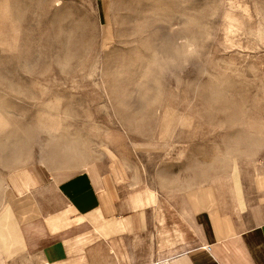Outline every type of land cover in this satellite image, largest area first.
Wrapping results in <instances>:
<instances>
[{"label": "rangeland", "instance_id": "obj_1", "mask_svg": "<svg viewBox=\"0 0 264 264\" xmlns=\"http://www.w3.org/2000/svg\"><path fill=\"white\" fill-rule=\"evenodd\" d=\"M105 8L101 21L92 0L0 2V200L16 167L106 161L177 199L184 183L191 197L211 190L237 228L264 221V0ZM62 143L76 151L66 163ZM220 158L236 164L243 210L229 170L210 168Z\"/></svg>", "mask_w": 264, "mask_h": 264}, {"label": "crops", "instance_id": "obj_2", "mask_svg": "<svg viewBox=\"0 0 264 264\" xmlns=\"http://www.w3.org/2000/svg\"><path fill=\"white\" fill-rule=\"evenodd\" d=\"M92 1L99 19L109 18L103 6L114 0ZM216 162L229 170L243 210L234 160L220 158L211 170ZM3 183L0 264H264V221L237 228L215 210L211 190L191 197L184 183L177 199L175 191L131 186L106 161L72 173L30 162Z\"/></svg>", "mask_w": 264, "mask_h": 264}, {"label": "bare ground", "instance_id": "obj_3", "mask_svg": "<svg viewBox=\"0 0 264 264\" xmlns=\"http://www.w3.org/2000/svg\"><path fill=\"white\" fill-rule=\"evenodd\" d=\"M81 1V0H80ZM4 4V3H3ZM87 5V4H86ZM3 6H5V5H3ZM88 6V5H87ZM104 8H105V5L103 6ZM103 8V9H104ZM5 10H7L6 8H5ZM5 10H4V12H5ZM105 10V9H104ZM103 10V11H104ZM8 11V10H7ZM90 11V10H89ZM91 12V11H90ZM1 13V12H0ZM3 13V12H2ZM8 15V14H7ZM6 15V16H7ZM106 15V14H105ZM2 16V15H1ZM15 25V24H14ZM234 27V26H233ZM231 28V27H230ZM229 28V29H230ZM235 28V27H234ZM106 138H108V139H110L109 141H114L113 140V138H112V135L110 134V133H108V134H106ZM115 138H117V137H115ZM115 140H117V139H115ZM10 153V152H9ZM76 153V151H74L73 150V146H71L69 143H62L61 145H60V147L58 148V150L55 152V155H54V157H55V159L57 160V161H59L60 163H66L67 162V160H70L71 158L73 159L74 157V154ZM11 155H12V153H11ZM76 160V159H75ZM74 160V161H75ZM71 161H73V160H71Z\"/></svg>", "mask_w": 264, "mask_h": 264}]
</instances>
